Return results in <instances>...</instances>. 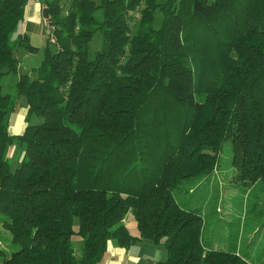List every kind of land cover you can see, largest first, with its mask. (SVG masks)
I'll use <instances>...</instances> for the list:
<instances>
[{
    "label": "trees",
    "instance_id": "1",
    "mask_svg": "<svg viewBox=\"0 0 264 264\" xmlns=\"http://www.w3.org/2000/svg\"><path fill=\"white\" fill-rule=\"evenodd\" d=\"M28 1L0 0V264H100L111 239L162 244L156 264H253L213 248L174 193L204 184L229 140L235 179L264 196V0H44L53 34L11 96L2 76L39 51L12 38ZM20 97L42 121L11 135Z\"/></svg>",
    "mask_w": 264,
    "mask_h": 264
},
{
    "label": "rangeland",
    "instance_id": "2",
    "mask_svg": "<svg viewBox=\"0 0 264 264\" xmlns=\"http://www.w3.org/2000/svg\"><path fill=\"white\" fill-rule=\"evenodd\" d=\"M63 2H66L63 0ZM44 27V25H43ZM20 33V24L12 38ZM90 50L100 49L101 38L96 33L89 43ZM19 50V56L24 53ZM42 58L41 50L31 54L25 59L21 58V65L16 73L2 76V92L11 96L16 95L15 84L20 74L26 73L34 77L31 68L39 64ZM24 102V98H19ZM18 99V100H19ZM12 114V113H11ZM10 114V115H11ZM42 121L40 117L32 115L27 124H38ZM8 133H10L8 128ZM230 141L226 140L218 154L215 172L208 177L207 181L190 186L183 182L175 191V198L179 203L187 202L190 207L201 208L205 217L204 235L216 245L213 248L226 249L229 247L243 255L245 259L254 264H264V196L261 182L243 185L235 179L236 170L231 164ZM23 156V149L18 145H9L7 148V159L10 171L19 167ZM193 187L190 191L188 189ZM195 189V193H190ZM178 193L179 191H183ZM201 200L202 204L201 205ZM0 215V221H1ZM130 219L133 216L130 214ZM134 222V220H133ZM135 224V222H134ZM76 223L74 224V228ZM79 238L73 237L76 245ZM0 242L2 245H11L10 235L3 229L0 222ZM233 244V245H230ZM162 245V244H158ZM163 246V245H162Z\"/></svg>",
    "mask_w": 264,
    "mask_h": 264
},
{
    "label": "crops",
    "instance_id": "3",
    "mask_svg": "<svg viewBox=\"0 0 264 264\" xmlns=\"http://www.w3.org/2000/svg\"><path fill=\"white\" fill-rule=\"evenodd\" d=\"M43 1L44 0L28 1L24 8L23 21L20 23V33H26L31 45L41 50V53L46 42V31H48V23L42 15V9L45 8L43 6ZM61 1L64 4L67 3V0H65L66 2H63V0ZM23 52L24 53L21 54V57L18 52V67L21 65V58L25 59L32 54L25 51ZM26 114V103L21 102L19 99L8 120V128L11 135L20 134L24 130L30 119V117L29 119H26ZM130 214V212L126 214L123 223L132 236H137L138 232L136 229V223L134 224V218V222L130 219ZM203 236L206 237L204 232ZM76 243L79 244V241ZM212 245H216V243H213ZM76 250H79V245H77ZM165 258L166 251L164 246L158 245L151 240L138 239L128 246H122L116 240L111 239L107 243L106 252L100 264H156L159 261H163Z\"/></svg>",
    "mask_w": 264,
    "mask_h": 264
},
{
    "label": "water",
    "instance_id": "4",
    "mask_svg": "<svg viewBox=\"0 0 264 264\" xmlns=\"http://www.w3.org/2000/svg\"><path fill=\"white\" fill-rule=\"evenodd\" d=\"M42 15L45 17L46 21L48 22V17H47V11H46V8L42 9ZM48 32L50 34H53V28H52V25L51 23L48 22Z\"/></svg>",
    "mask_w": 264,
    "mask_h": 264
}]
</instances>
